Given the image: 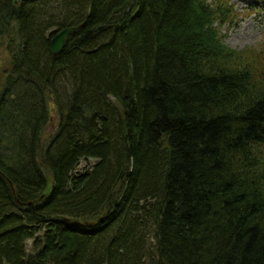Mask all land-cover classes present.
<instances>
[{
    "label": "trees",
    "instance_id": "obj_1",
    "mask_svg": "<svg viewBox=\"0 0 264 264\" xmlns=\"http://www.w3.org/2000/svg\"><path fill=\"white\" fill-rule=\"evenodd\" d=\"M231 2L0 0V264H264V45L224 43Z\"/></svg>",
    "mask_w": 264,
    "mask_h": 264
},
{
    "label": "rangeland",
    "instance_id": "obj_2",
    "mask_svg": "<svg viewBox=\"0 0 264 264\" xmlns=\"http://www.w3.org/2000/svg\"><path fill=\"white\" fill-rule=\"evenodd\" d=\"M231 1L234 6L235 19L232 23L219 25L224 43L237 50L262 49L264 45V0ZM3 60L2 66L6 64L8 58ZM54 128L52 124L47 132L54 131ZM84 165L83 162L81 167Z\"/></svg>",
    "mask_w": 264,
    "mask_h": 264
},
{
    "label": "water",
    "instance_id": "obj_3",
    "mask_svg": "<svg viewBox=\"0 0 264 264\" xmlns=\"http://www.w3.org/2000/svg\"><path fill=\"white\" fill-rule=\"evenodd\" d=\"M23 1L25 0H13L15 4L19 2H23ZM83 26H84V23L75 25V26H68L54 34V36L51 38L50 46H49L50 54L54 60H57L62 54L66 46L67 38L71 34L79 31ZM108 27L109 25H102L99 27V30L103 31V30H106Z\"/></svg>",
    "mask_w": 264,
    "mask_h": 264
}]
</instances>
